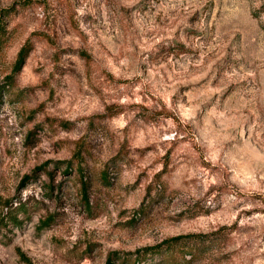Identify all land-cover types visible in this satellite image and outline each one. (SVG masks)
I'll return each mask as SVG.
<instances>
[{"label": "rangeland", "instance_id": "obj_1", "mask_svg": "<svg viewBox=\"0 0 264 264\" xmlns=\"http://www.w3.org/2000/svg\"><path fill=\"white\" fill-rule=\"evenodd\" d=\"M0 20V264H264V0Z\"/></svg>", "mask_w": 264, "mask_h": 264}, {"label": "trees", "instance_id": "obj_2", "mask_svg": "<svg viewBox=\"0 0 264 264\" xmlns=\"http://www.w3.org/2000/svg\"><path fill=\"white\" fill-rule=\"evenodd\" d=\"M4 27H5V25L0 20V36H1V32L4 30ZM30 52H31V47L25 46V47H23L21 49V51L19 52V55H18V61H17L16 65H15V68H14L15 73L19 72L22 69V67L24 66V64L26 62V59L28 58ZM148 251H151V249H145L142 252L139 251V254H137V255L141 256L142 253H147ZM116 258H117V255H115L113 253V254H111V257H110L109 261H113V260L115 261Z\"/></svg>", "mask_w": 264, "mask_h": 264}]
</instances>
